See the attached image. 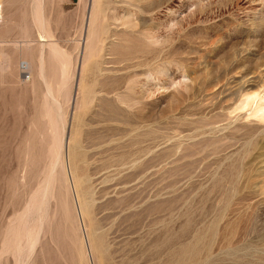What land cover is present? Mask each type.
I'll list each match as a JSON object with an SVG mask.
<instances>
[{
    "label": "rangeland",
    "instance_id": "374dc122",
    "mask_svg": "<svg viewBox=\"0 0 264 264\" xmlns=\"http://www.w3.org/2000/svg\"><path fill=\"white\" fill-rule=\"evenodd\" d=\"M0 264H264V0H0Z\"/></svg>",
    "mask_w": 264,
    "mask_h": 264
},
{
    "label": "water",
    "instance_id": "95a60500",
    "mask_svg": "<svg viewBox=\"0 0 264 264\" xmlns=\"http://www.w3.org/2000/svg\"><path fill=\"white\" fill-rule=\"evenodd\" d=\"M76 210H77V212H79L78 206H76Z\"/></svg>",
    "mask_w": 264,
    "mask_h": 264
},
{
    "label": "bare ground",
    "instance_id": "6f19581e",
    "mask_svg": "<svg viewBox=\"0 0 264 264\" xmlns=\"http://www.w3.org/2000/svg\"><path fill=\"white\" fill-rule=\"evenodd\" d=\"M259 109H261V108H259ZM261 112V111H260Z\"/></svg>",
    "mask_w": 264,
    "mask_h": 264
}]
</instances>
